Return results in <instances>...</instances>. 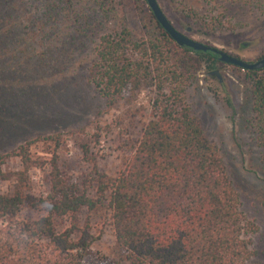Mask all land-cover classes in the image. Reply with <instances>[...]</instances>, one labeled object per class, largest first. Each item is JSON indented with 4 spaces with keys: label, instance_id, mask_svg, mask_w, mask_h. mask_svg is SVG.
I'll return each instance as SVG.
<instances>
[{
    "label": "trees",
    "instance_id": "16d2710c",
    "mask_svg": "<svg viewBox=\"0 0 264 264\" xmlns=\"http://www.w3.org/2000/svg\"><path fill=\"white\" fill-rule=\"evenodd\" d=\"M229 1L264 6V0ZM71 2L54 0L39 18L45 25L48 12L58 13L59 5ZM95 3L105 17L111 14L116 20L113 0ZM4 5L0 0V10ZM138 18L139 34L115 23L99 37L89 78L109 108L125 92L131 98L141 89L155 91L152 115L140 139L114 177L98 171L88 143L80 145L83 160L91 166L82 181L61 169L55 151L44 198L25 194L26 173L36 163L30 159V142L0 155V181L16 179L11 194H0V222L13 219L0 227V264H82L94 241L89 215L100 212L110 221L119 252L116 264H250L247 235L253 224L240 210L218 148L204 134L184 96L185 83L195 77L200 63L213 71L217 57L179 47L145 7H140ZM13 20L0 11V36L18 37ZM36 22L41 27L36 20L31 24ZM244 79L256 141L264 147V68L244 70ZM38 140L50 141L55 148L60 145V135ZM8 157H17L23 171H5ZM26 207L40 215L20 218ZM84 211L88 217L81 223ZM64 219L68 225L61 228Z\"/></svg>",
    "mask_w": 264,
    "mask_h": 264
},
{
    "label": "rangeland",
    "instance_id": "374dc122",
    "mask_svg": "<svg viewBox=\"0 0 264 264\" xmlns=\"http://www.w3.org/2000/svg\"><path fill=\"white\" fill-rule=\"evenodd\" d=\"M3 1L0 11L14 19L18 37L0 36V155L31 143L29 155L36 163L26 173L25 194L47 196L55 151L63 171L74 180L86 179L91 166L81 154L84 143H88L98 171L116 176L151 118L155 91L141 89L131 98L125 92L109 108L90 82L89 73L99 37L115 23H124L139 34L138 11L148 9L147 4L144 0H113L115 20L111 14L105 17L95 0H72L59 5L58 13L48 12L44 25L39 17L54 0ZM156 1L175 29L191 39L248 63L264 56V6L229 0ZM34 20L41 27L37 22L31 24ZM238 68L219 62L214 69L223 77L219 82L207 76L206 65L200 63L195 77L185 83L184 96L204 134L218 148L238 193L240 210L253 224L247 235L250 264H264V147L256 141L250 93L244 70ZM54 135H60L58 148L38 140ZM3 169L20 172L23 166L17 157H8ZM15 184V177L0 181V194H11ZM39 215L38 210L26 207L20 218ZM87 217L84 211L81 223ZM12 222L4 219L0 227ZM67 225L66 219L61 220V228ZM89 227L94 241L82 264H116L119 252L105 212L91 213Z\"/></svg>",
    "mask_w": 264,
    "mask_h": 264
},
{
    "label": "water",
    "instance_id": "95a60500",
    "mask_svg": "<svg viewBox=\"0 0 264 264\" xmlns=\"http://www.w3.org/2000/svg\"><path fill=\"white\" fill-rule=\"evenodd\" d=\"M147 4L148 9L151 11L160 27L170 36V38L179 46L183 48H187L192 50L193 52H209L217 57V60L221 63H225L228 65H233L239 67L243 70H259L264 68V57L259 59L256 62L248 63L236 57H233L223 51H220L214 47L205 45L198 41H195L188 37L187 35L179 32L175 27L171 24V22L164 15L162 10L160 9L156 0H144ZM189 31V29H187ZM218 74V71H213L208 73V75Z\"/></svg>",
    "mask_w": 264,
    "mask_h": 264
},
{
    "label": "flooded vegetation",
    "instance_id": "af4514ba",
    "mask_svg": "<svg viewBox=\"0 0 264 264\" xmlns=\"http://www.w3.org/2000/svg\"><path fill=\"white\" fill-rule=\"evenodd\" d=\"M213 71H214V70H213ZM213 71H209V72H207V74H208V73H211V72H213ZM215 71H218V70H215ZM209 76L215 77L219 82L223 81V77H222L220 71H218V74H215V75H209Z\"/></svg>",
    "mask_w": 264,
    "mask_h": 264
}]
</instances>
